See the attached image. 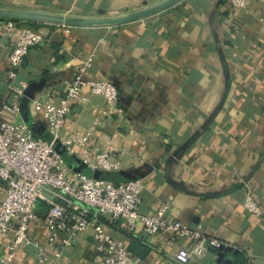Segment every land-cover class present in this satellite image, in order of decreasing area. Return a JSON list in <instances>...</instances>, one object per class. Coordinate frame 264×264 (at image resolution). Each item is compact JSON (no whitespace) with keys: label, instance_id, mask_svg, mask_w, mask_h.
I'll list each match as a JSON object with an SVG mask.
<instances>
[{"label":"crops","instance_id":"obj_1","mask_svg":"<svg viewBox=\"0 0 264 264\" xmlns=\"http://www.w3.org/2000/svg\"><path fill=\"white\" fill-rule=\"evenodd\" d=\"M158 1L0 0V7L91 17L100 10L119 15ZM7 22L0 19V103L10 102L22 84L28 85L22 101L28 105L35 97L60 96L84 67L88 80L112 82L123 119H101L106 104L99 96H89L70 116L72 131L103 123L102 137L122 153L121 168L107 174L109 180L141 179V214L152 215L168 204L170 218L220 243L189 264H238L236 253L246 264H264V0H251L237 14L229 0H183L112 28L41 24L35 30L44 42L30 52L15 79L7 77V59L17 33ZM30 118L33 134L49 139L42 118ZM19 120L24 122L22 116ZM73 166L84 171L78 162ZM248 195L261 207L259 217L245 209ZM4 197L0 180V201ZM103 223L128 248V235L146 238L150 253L139 258L143 264H179L175 255L189 243L150 239L141 227L130 233L108 218ZM92 236L89 229L67 245L62 240L53 245L38 222L32 242L9 264H39L36 243L47 247L50 258L60 250L63 264H103ZM8 242L0 237V264Z\"/></svg>","mask_w":264,"mask_h":264},{"label":"built area","instance_id":"obj_2","mask_svg":"<svg viewBox=\"0 0 264 264\" xmlns=\"http://www.w3.org/2000/svg\"><path fill=\"white\" fill-rule=\"evenodd\" d=\"M250 1L229 0L231 12L237 14L246 9ZM7 28L17 33L7 59V77L15 79L24 60L43 44L44 38L37 30L12 21L7 22ZM86 73L85 67L80 69L75 78L66 83L62 95L47 99L35 97L30 101L31 117L42 118L49 141L36 137L31 127L19 120L28 85L16 88L10 102L0 103V180L5 184V197L0 201V237L9 241L2 263H11L17 250L32 242V228L38 222L48 231L53 245L61 240L67 245L74 237L92 229L93 247L103 254V264H143L129 251L124 239L110 233L103 223L104 218L121 222L130 233L141 227L150 239L161 236L167 243L188 241L175 255L179 264L203 259L209 248H219L217 240L170 218L168 204H163L152 215L141 214L144 191L141 179L115 183L99 178L100 173L110 174L121 168L122 153L102 137L103 123L72 131L74 123L70 122V116L74 108L84 107L89 102V96L104 98L103 120L123 119L125 112L117 87L107 80H88ZM5 115L11 118L5 120ZM75 162L88 174L76 170ZM48 193L59 201L49 199ZM39 202L48 207L43 220L36 214ZM244 207L257 217L262 214L252 195L246 197ZM36 246L39 264H63L60 250L55 249L50 258L47 247L40 243Z\"/></svg>","mask_w":264,"mask_h":264},{"label":"water","instance_id":"obj_3","mask_svg":"<svg viewBox=\"0 0 264 264\" xmlns=\"http://www.w3.org/2000/svg\"><path fill=\"white\" fill-rule=\"evenodd\" d=\"M183 0H161L154 4L144 3V7L135 11L119 15H106L103 10L97 16L78 17L71 15L54 14L40 11H30L16 8L0 7V19L35 24H47L71 28H112L145 20L159 14ZM21 116L27 125L32 123L28 104L21 105ZM82 171L81 168H76Z\"/></svg>","mask_w":264,"mask_h":264},{"label":"trees","instance_id":"obj_4","mask_svg":"<svg viewBox=\"0 0 264 264\" xmlns=\"http://www.w3.org/2000/svg\"><path fill=\"white\" fill-rule=\"evenodd\" d=\"M5 21H10V20H5ZM16 23L18 26L24 25L25 27H30L33 29H36L39 27L41 24H35V23H27V22H18V21H12ZM49 139H44L49 141L50 136L48 135ZM87 173L86 171H84ZM88 174V173H87ZM107 174L100 173L98 174L99 178L101 179H107L109 180V177L106 176ZM48 213V207L44 205V203L39 202L37 204V209H36V214L40 219H44ZM130 238V245H129V251L136 256L137 258L144 259L147 257V255L150 253V247L146 243V238L145 237H134L128 235ZM240 253H236L237 259H238V264H246V262L241 261V256L239 255Z\"/></svg>","mask_w":264,"mask_h":264}]
</instances>
